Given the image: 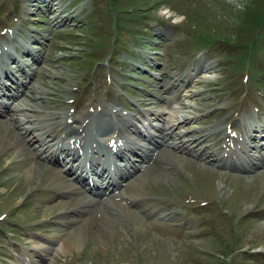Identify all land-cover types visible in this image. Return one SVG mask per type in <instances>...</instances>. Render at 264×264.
I'll use <instances>...</instances> for the list:
<instances>
[{"label": "rangeland", "instance_id": "374dc122", "mask_svg": "<svg viewBox=\"0 0 264 264\" xmlns=\"http://www.w3.org/2000/svg\"><path fill=\"white\" fill-rule=\"evenodd\" d=\"M35 2L0 0V46H13L16 54L25 45L38 47L35 59L24 54L23 60L32 62L21 61L29 76L13 65L5 84L0 77V85H6L0 88V264H264V138L251 139L264 134V16L258 17L264 2L116 0L109 15L107 0ZM51 2L69 17L53 20L47 8ZM117 16L125 21L119 36L113 30ZM204 33L218 39L203 46L198 38ZM202 63L211 68L202 72ZM20 81L41 90L30 99L32 124L40 119L59 136L65 133L63 110L78 125L76 118L92 106L105 109L106 119L117 122L122 114L114 107L136 121L146 111L153 129L163 121L156 111L168 117L172 104L178 106L177 100L197 86L200 92L186 96L193 116L178 124L193 149H173L178 165L173 160L164 167L158 164L161 171L152 177L142 169L131 173L127 180L134 182L125 190L140 203L127 201L130 214L112 208L106 200L115 196L107 195L109 188L100 177L88 175L107 194L85 193L109 204L101 216L102 207L94 212L89 232L78 234L76 227L62 223L77 213L64 211L67 198L64 183L57 184L60 175L48 171L32 176L38 158L20 153L33 148L39 132L13 125L14 109L3 106ZM92 125L87 124V133L97 139L118 136L116 127L97 132ZM13 137L19 143L7 144ZM207 146L208 152L199 151ZM142 154L137 149L127 160L114 154L99 159L126 171L129 163L142 162ZM240 157L250 163L245 169L235 167ZM68 158L59 161L62 174L84 176L78 160L66 171ZM142 205L147 212L140 211ZM61 233L76 243L38 258L36 251Z\"/></svg>", "mask_w": 264, "mask_h": 264}, {"label": "bare ground", "instance_id": "6f19581e", "mask_svg": "<svg viewBox=\"0 0 264 264\" xmlns=\"http://www.w3.org/2000/svg\"><path fill=\"white\" fill-rule=\"evenodd\" d=\"M30 2L31 4L36 3L35 0H30ZM54 3L55 2H51L47 5L48 11L52 13L53 20L59 21L62 19H67L69 15L62 13L61 8L57 10V6H55ZM15 29H18V26ZM14 32L15 31L12 30V32H8L6 36L8 38H11ZM9 57H11V55H9ZM13 65H17L18 68H20L23 72H26V76H29V72L24 69L23 65L17 62L16 59L11 58L8 63L0 65V77L3 76V84H5L3 78H10L13 74ZM200 68L203 69L202 72H206L211 68V66L210 64L208 65L202 63L198 69ZM184 75H186V73H184ZM186 76L191 80L193 74L189 72ZM204 77L206 78L205 75ZM182 78L183 76L179 79ZM29 85L30 84H26L23 81L17 83L18 89L16 93L11 95L13 99L8 105L5 106L4 104L3 106L4 108H11L12 110L14 109L10 118H13V125L18 123L16 127H20V129L24 132L34 128H38L39 132L35 134L37 143L33 144L32 149H29V146H27L26 150H23L20 153L25 155L26 157L35 155L38 158L37 160H35L34 165L32 166V173L30 172L32 176L45 174L48 171H54L55 173L60 175L61 180L58 181L57 184L64 183V193L67 198L66 202L64 203L65 206L63 207L66 209L64 211L67 212L68 210H70L77 213L76 217L67 218V216H63L64 220H62V223H64V225H71L76 227V231L78 234L85 233V231L89 232L90 224L91 222L93 223V218L96 215L94 212L99 211L103 208L102 212L100 213L101 216L104 212V207L109 204L97 203L96 198L85 193L86 190L101 194H107L108 192L107 195H110L109 197L115 196V198H112V200H110L109 198L106 200L111 202V207L118 208L119 211L124 215L130 214L133 211L129 209L127 201H131L136 205L137 202L140 203V201L134 199V197L131 194L127 193L125 190V187L129 185L127 187L129 189L134 182L132 181V179L127 180L131 173H135L139 169H142L143 172H148L152 177V175H154L157 170L161 171L160 167H158L159 165H163L162 167H164L165 164L168 163V160L171 161L175 158L173 149L184 148L188 151H191L193 149L185 143V139H183L182 137L183 130L178 126V124L186 120L187 117L193 116V112L188 108L190 103L189 101H187L186 96H191L196 94L197 92H200L201 90L197 89V86H192L191 88H189V92L184 95L183 99L180 100V98L178 99L180 101L177 100L178 106L172 104V113H170L168 117L163 116L162 111H156L155 114L157 116H160L163 121L161 123H154L155 126L153 127V129H150L148 126L149 121L145 118L146 111L141 112V117L138 119V121L134 120L131 117H127V114H122L121 120L117 122L109 121L108 119H106L107 117L105 115V109L97 110L95 109L96 106H92L91 108L86 109L85 112H83L78 118H76L78 120V125L71 124V120L74 119L73 115L67 110H63L62 129H64L65 133L64 135L59 136L57 130L52 129L49 131L45 123L40 119H38L35 124H32V122L30 121L31 118L28 111L31 110L34 106L31 103L30 99H33L32 97L37 98V94L40 93L41 90H39L36 86L30 88ZM0 88H3L4 90L6 88V85H0ZM29 92H32V96ZM17 96L19 97L16 99ZM45 107L51 108V106L47 107L46 105ZM115 109H118V106L114 107V110ZM14 112H18L20 115L18 114L14 116ZM43 118L46 119L48 117ZM88 123H92L94 125L95 131L97 132L104 131L109 127H116L118 129V136L111 143L110 141H108L109 139L107 141L97 139L95 135H89L87 133L86 127ZM253 129L256 131L261 130V128L259 127ZM126 131L130 132L131 135L126 134ZM133 134L142 136L143 138L148 140V143H139L133 138ZM256 138H264V134L251 135V139L255 140ZM64 141H66V143ZM13 142L19 143V138L16 137L14 140L13 137V140H6L7 144H12ZM84 142L85 146L83 145ZM239 142L246 143V140L241 139L239 140ZM251 147L254 148L256 146L254 144H251ZM81 148L83 151L81 150ZM137 149H141L143 152V154L141 155L142 162L139 164H135L133 162L129 163L128 165H126V171H123V169H121L117 164H112L110 161L99 159L101 158V156H111V154H114L116 155V157H119L121 159L125 158L127 160L129 158V154L133 151H136ZM199 151L208 152V146L204 148L201 147ZM68 156L69 158L64 163V166H66V171L69 172L72 169V162L78 160L77 165L78 167H80V171L84 172V176H82L81 173L73 177L62 174L61 171L63 168L59 166V161L62 159H66ZM143 157H146V162H143ZM259 160L262 161L263 157H260ZM238 161L241 163V166L244 167L243 165L245 164V160L241 159ZM173 163H176V161L173 160ZM228 164L230 165V163ZM176 165L178 164L176 163ZM91 174H95L100 177L101 184H104V188H109V190L107 192H105L104 190H99L94 180H88L87 176ZM140 211L147 212L148 209L142 205ZM129 222L131 223V221ZM129 227L131 226L129 225ZM70 243L74 245L76 242L75 240H71L70 238L67 239L66 236H64V234L62 233L58 234L57 237L53 238L51 241L46 242L45 246L42 247L41 252L36 251V255L40 259H45V256L49 254V252L66 251L65 249L70 246ZM24 263L25 262H23V264Z\"/></svg>", "mask_w": 264, "mask_h": 264}, {"label": "trees", "instance_id": "16d2710c", "mask_svg": "<svg viewBox=\"0 0 264 264\" xmlns=\"http://www.w3.org/2000/svg\"><path fill=\"white\" fill-rule=\"evenodd\" d=\"M108 1L110 2V3L108 2V8L110 7L112 10H115V8L117 7L116 0H108ZM262 1L264 2V0H262ZM263 16H264V8L262 10V13H260L258 17L261 18ZM116 20H117L116 25L118 24L117 26H119V29L114 24V34L119 36L120 30L122 29L121 25H123V22H125V21L122 20L121 16H117ZM134 32H137V31H134ZM134 32H132V33H134ZM217 38H218L217 36L212 35V37H210L209 33H204V34L200 35L198 39L201 42V44L208 45L210 42H212L213 40H216Z\"/></svg>", "mask_w": 264, "mask_h": 264}]
</instances>
